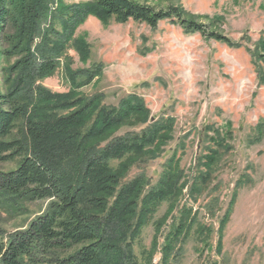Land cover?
Listing matches in <instances>:
<instances>
[{
    "label": "trees",
    "instance_id": "16d2710c",
    "mask_svg": "<svg viewBox=\"0 0 264 264\" xmlns=\"http://www.w3.org/2000/svg\"><path fill=\"white\" fill-rule=\"evenodd\" d=\"M54 3L57 6L51 9ZM90 15L103 22L133 21L153 29L168 20L186 33H200L233 48L243 46L174 6L158 9L137 0L81 4L0 0V60L6 62L0 67V161H17L14 169L0 171V208L19 211L26 203L48 201L25 227L10 231L0 221V264H141L134 253L135 241L159 205L168 201L165 218L155 222L158 234L187 183L176 152L164 163L156 184L151 185L143 173L127 180L134 165L160 156L173 139L176 120L167 116L150 121V110L137 94L110 106L103 95L87 97L80 92L77 79L91 82L102 72V64L69 71L74 87L68 93L53 92L41 83L57 70L75 31ZM252 52L263 72L264 33ZM83 53L89 56L86 46ZM125 127L138 128L117 134ZM256 132L250 144L263 138L264 120ZM204 136L207 151L189 182L195 200L233 149L229 123L205 127ZM115 160H122L117 167L111 164ZM248 181L243 177L236 182L220 220L219 246L237 189ZM191 213L192 209L182 208L172 216L160 264H166L178 241L192 231L200 241L212 234L213 228L201 225L197 214L190 218Z\"/></svg>",
    "mask_w": 264,
    "mask_h": 264
},
{
    "label": "rangeland",
    "instance_id": "374dc122",
    "mask_svg": "<svg viewBox=\"0 0 264 264\" xmlns=\"http://www.w3.org/2000/svg\"><path fill=\"white\" fill-rule=\"evenodd\" d=\"M62 1L81 4L92 0ZM137 1L158 9H183L208 30L242 42L243 46L233 48L200 33H186L168 20L153 29L133 21L103 22L90 15L75 31L57 70L41 83L53 92L68 93L74 87L69 71L102 64V72L91 82L77 79L80 92L87 97L103 95V102L110 106H117L127 95L137 94L150 110V121L175 118L173 139L164 145L160 156L134 165L126 177L129 180L143 173L154 185L164 163L176 152L187 180L177 207L164 220L158 234L155 222L165 218L168 201L159 205L135 241L134 253L141 264L161 263L172 216L182 208L192 209L190 218L197 214L199 223L211 226L213 232L200 241L192 231L178 241L166 264H264V136L250 144L257 135L256 125L264 120V71L252 52L264 33V0ZM56 6L54 3L51 9ZM84 46L89 56L84 55ZM4 65L6 62L0 60V67ZM227 123L233 130V149L223 156L213 180L195 200L190 195L189 182L199 170V157L207 151L204 129L210 125L222 128ZM137 128L125 127L117 134ZM121 161L111 164L117 167ZM16 165L17 161H0V171ZM243 177H249V181L237 189L219 246L220 220L236 182ZM214 199L217 200L213 202ZM47 203H26L12 212L0 208L1 224L10 231L25 227L45 210Z\"/></svg>",
    "mask_w": 264,
    "mask_h": 264
}]
</instances>
